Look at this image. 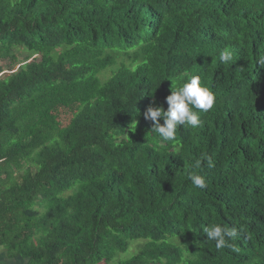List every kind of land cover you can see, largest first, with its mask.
Masks as SVG:
<instances>
[{"label":"trees","instance_id":"trees-1","mask_svg":"<svg viewBox=\"0 0 264 264\" xmlns=\"http://www.w3.org/2000/svg\"><path fill=\"white\" fill-rule=\"evenodd\" d=\"M193 75L216 102L164 141L144 113ZM216 224L239 251L207 239ZM1 246L26 264H264V0H0Z\"/></svg>","mask_w":264,"mask_h":264},{"label":"clouds","instance_id":"clouds-1","mask_svg":"<svg viewBox=\"0 0 264 264\" xmlns=\"http://www.w3.org/2000/svg\"><path fill=\"white\" fill-rule=\"evenodd\" d=\"M233 59V53L229 49L220 52V60L228 63ZM168 109L163 106L154 107L150 105L144 113L146 119L153 121L152 132L157 133L164 141H173L176 138L177 128L180 126L199 127L202 126L200 112H208L216 102L215 94L202 83L199 75H193L179 86L172 80V94L167 96ZM163 118L164 123L160 120ZM208 159L209 167H212V160ZM199 166V165H198ZM192 184L196 188H205L206 179L201 175L190 176ZM207 239L215 241L217 249L224 247L234 248L229 241L237 236V230L219 224L203 227Z\"/></svg>","mask_w":264,"mask_h":264},{"label":"rangeland","instance_id":"rangeland-1","mask_svg":"<svg viewBox=\"0 0 264 264\" xmlns=\"http://www.w3.org/2000/svg\"><path fill=\"white\" fill-rule=\"evenodd\" d=\"M15 54H16V56H17V58H18V61H17V63H15V67H14L13 70H15V69L17 68V66L19 65V63L23 64V63H24V59H25V57H26V53H25V51L22 50V49L15 50ZM1 64L4 66V68H3V70H4V71H3V76H4V75H8V74H10L11 72H13L12 68H9V67H10L12 64H14V63H11L10 60L3 61V62H1ZM111 73H112L111 69H108L106 72L102 73V75H101V79H102V80H106L108 77H110ZM128 253H130V251H129ZM130 254L132 255V253H130ZM131 255H130V256H131ZM130 256H129V257H130ZM120 257H122V256H120ZM120 257H119V258H120ZM102 264H104V263H102Z\"/></svg>","mask_w":264,"mask_h":264},{"label":"crops","instance_id":"crops-1","mask_svg":"<svg viewBox=\"0 0 264 264\" xmlns=\"http://www.w3.org/2000/svg\"><path fill=\"white\" fill-rule=\"evenodd\" d=\"M7 254H9L8 250L1 246L0 247V264H26L24 261L18 259H9L7 257Z\"/></svg>","mask_w":264,"mask_h":264}]
</instances>
